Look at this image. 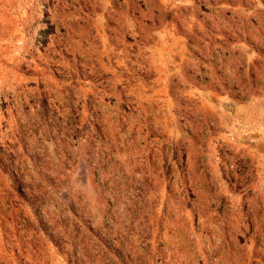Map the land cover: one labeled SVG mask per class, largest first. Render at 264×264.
<instances>
[{
  "label": "rangeland",
  "instance_id": "374dc122",
  "mask_svg": "<svg viewBox=\"0 0 264 264\" xmlns=\"http://www.w3.org/2000/svg\"><path fill=\"white\" fill-rule=\"evenodd\" d=\"M0 264H264V0H0Z\"/></svg>",
  "mask_w": 264,
  "mask_h": 264
}]
</instances>
